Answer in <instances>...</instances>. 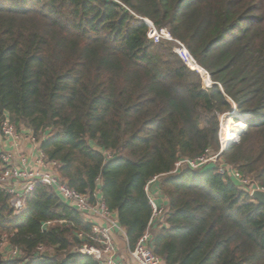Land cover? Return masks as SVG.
Listing matches in <instances>:
<instances>
[{
	"label": "trees",
	"instance_id": "trees-1",
	"mask_svg": "<svg viewBox=\"0 0 264 264\" xmlns=\"http://www.w3.org/2000/svg\"><path fill=\"white\" fill-rule=\"evenodd\" d=\"M139 17L182 41L213 84L171 42H150ZM227 112L246 130L222 160L264 188V0H0V117L46 134L60 179L115 213L130 249L148 229L165 264H264V204L211 163L166 174L218 150ZM155 176L168 209L149 225ZM1 234L22 255L0 252V264H98L76 252L96 244L92 224L41 183L19 215L0 189Z\"/></svg>",
	"mask_w": 264,
	"mask_h": 264
},
{
	"label": "built area",
	"instance_id": "built-area-1",
	"mask_svg": "<svg viewBox=\"0 0 264 264\" xmlns=\"http://www.w3.org/2000/svg\"><path fill=\"white\" fill-rule=\"evenodd\" d=\"M139 19L147 26L146 37L148 40L152 42H171L173 52L181 58L187 67L199 73L204 87L209 88L213 84L209 73L196 62L182 41L174 38L166 28L156 27L149 19L143 17H139ZM220 133L221 122L219 123L218 130V150L214 151L208 148L203 154L193 159L180 158L175 162L173 169L166 174H176L186 166L191 169H198L211 163L215 166L218 173L235 180L239 187L250 196L255 190L264 191L263 187L252 183L232 166L225 164L221 154L227 147V144L226 146H222ZM0 134L11 146V151L0 153V189L9 195V203L12 207L13 215H19L25 209L27 197L36 183L47 185L51 187L63 201L73 206L86 221L92 224V233L95 234V236H90L89 238L96 244H83L76 248V252L93 257L98 264H127L117 258L114 242V233L116 231L125 235L123 228L113 217V213L105 207L99 198L92 203L89 201L88 195L78 193L71 189L65 181L60 179L57 173V162L47 159L40 148V144L45 140L46 134L43 133L41 137L36 139L31 132V141L37 146L31 164L27 157L21 152L22 136L19 130L10 122L7 115L0 117ZM237 138L236 136L233 140L234 143L237 142ZM158 177L159 176H155L148 181L146 186V191L148 193L150 184ZM93 196L97 197V193ZM148 199L152 207L149 225L155 221L162 223L167 211L166 208L157 204L150 193ZM99 221H103L104 224H100ZM50 224L51 221H47L44 227ZM78 237L83 238L80 233ZM7 238L6 234L0 235V252L3 254V257L7 260L21 257V250L18 247L11 246ZM150 244L151 234L147 229L139 237L134 247L132 249L128 248L130 259L135 264H165L164 259L152 251ZM48 250L51 251V249H46L44 246H38L36 248V254L42 256V254Z\"/></svg>",
	"mask_w": 264,
	"mask_h": 264
},
{
	"label": "crops",
	"instance_id": "crops-1",
	"mask_svg": "<svg viewBox=\"0 0 264 264\" xmlns=\"http://www.w3.org/2000/svg\"><path fill=\"white\" fill-rule=\"evenodd\" d=\"M18 130L22 136L21 152L27 157L29 163L31 164L33 156L36 153L37 146L31 141V131L28 128L22 126ZM9 151H11L10 144L0 134V153ZM149 192L150 195L155 199L157 204L168 209V200L160 190L159 179H156L150 184ZM113 217L116 219L115 213H113ZM99 223L104 224L103 221H99ZM114 242L116 246L117 258L124 263L135 264L129 257L126 235L116 231L114 233Z\"/></svg>",
	"mask_w": 264,
	"mask_h": 264
},
{
	"label": "bare ground",
	"instance_id": "bare-ground-1",
	"mask_svg": "<svg viewBox=\"0 0 264 264\" xmlns=\"http://www.w3.org/2000/svg\"><path fill=\"white\" fill-rule=\"evenodd\" d=\"M230 119L227 118L222 124H221V133H220V139H221V144L222 146H226V144L231 141L234 140L237 136V133L239 131H237L236 129H234L233 131H226L228 124H229ZM231 122V121H230ZM236 123V122H234ZM245 128V124L243 129ZM242 129V130H243Z\"/></svg>",
	"mask_w": 264,
	"mask_h": 264
},
{
	"label": "water",
	"instance_id": "water-1",
	"mask_svg": "<svg viewBox=\"0 0 264 264\" xmlns=\"http://www.w3.org/2000/svg\"><path fill=\"white\" fill-rule=\"evenodd\" d=\"M149 41L152 42L151 40H149ZM234 109H236V108L234 107ZM233 112H234V111H233ZM243 123H244V122H243ZM245 130H246V125H245V128H244L243 130H241L240 132L237 133V137L239 138L240 135H241ZM231 143H234V141H233V140L229 141V142L227 143V146H228L229 144H231ZM251 197H252L254 200L258 201L259 203L264 204V191L255 190V191L251 194Z\"/></svg>",
	"mask_w": 264,
	"mask_h": 264
},
{
	"label": "rangeland",
	"instance_id": "rangeland-1",
	"mask_svg": "<svg viewBox=\"0 0 264 264\" xmlns=\"http://www.w3.org/2000/svg\"><path fill=\"white\" fill-rule=\"evenodd\" d=\"M168 30V29H167ZM232 106H233V111H234V107H235V105L232 103ZM236 111V110H235ZM235 114H237L236 112H235ZM227 118H229L230 119V121H229V124H228V127H227V129H226V131H233L235 128L233 127V126H231V124L232 125H234V119L230 116V112H227V113H224V114H222V115H220L219 116V123L221 122V124L227 119ZM243 122V121H242ZM244 124V123H243ZM246 125V124H245ZM237 131H239V130H237ZM241 131V130H240ZM239 141V138H237V142ZM237 142H235V143H237ZM51 252V251H50ZM50 254V253H49Z\"/></svg>",
	"mask_w": 264,
	"mask_h": 264
}]
</instances>
